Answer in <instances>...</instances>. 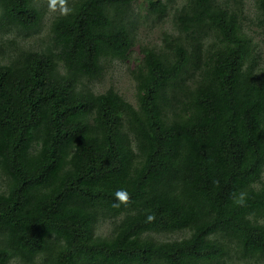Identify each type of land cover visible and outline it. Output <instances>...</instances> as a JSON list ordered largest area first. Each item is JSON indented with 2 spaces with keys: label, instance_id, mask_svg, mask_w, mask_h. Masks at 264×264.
Returning a JSON list of instances; mask_svg holds the SVG:
<instances>
[{
  "label": "trees",
  "instance_id": "16d2710c",
  "mask_svg": "<svg viewBox=\"0 0 264 264\" xmlns=\"http://www.w3.org/2000/svg\"><path fill=\"white\" fill-rule=\"evenodd\" d=\"M44 1L64 10L35 49ZM137 1L0 0L1 35L18 32L0 41V264L264 261V53L247 0H149L173 29L141 48L135 106L90 83L129 58Z\"/></svg>",
  "mask_w": 264,
  "mask_h": 264
},
{
  "label": "rangeland",
  "instance_id": "374dc122",
  "mask_svg": "<svg viewBox=\"0 0 264 264\" xmlns=\"http://www.w3.org/2000/svg\"><path fill=\"white\" fill-rule=\"evenodd\" d=\"M149 0H138L133 5V18L137 23L133 26L134 46L131 54L126 61L114 60L113 62H107V68L104 76L100 80H96L90 83L91 88L96 93H104L110 88H114L123 97H125L130 103L137 106V90L136 83L133 80L130 72L134 70L137 64L143 59L144 55L141 52L143 46L156 44L157 47L162 44V34L164 30L172 31L173 25L170 21L165 23L157 22L149 15L147 10V3ZM184 0H180L182 3ZM178 3V4H179ZM64 7L59 6L52 1H44L42 4L43 21L37 32H34L27 40L32 44L35 49H40L45 46V40L47 39L50 26L56 15L62 11ZM64 10V9H63ZM247 17L246 28L248 33L255 38L262 51L264 53V24H261L262 15L257 6L252 0H247ZM0 31V41L3 37ZM18 32L14 34H4V39L9 37H17ZM20 45L25 46L22 42ZM87 83V82H86ZM1 183V182H0ZM110 229V224H104L99 233H107ZM14 264H23L19 261H14ZM245 264V263H236ZM264 264V261L261 263Z\"/></svg>",
  "mask_w": 264,
  "mask_h": 264
},
{
  "label": "clouds",
  "instance_id": "9594fccd",
  "mask_svg": "<svg viewBox=\"0 0 264 264\" xmlns=\"http://www.w3.org/2000/svg\"><path fill=\"white\" fill-rule=\"evenodd\" d=\"M258 10H259V9H258ZM259 11H260V10H259ZM260 12H261V11H260ZM245 15H246V17H247V10H245ZM132 17H133V13H132ZM133 20H134V18H133ZM136 23H137V21H134V24H136ZM261 24L263 25L262 21H261ZM130 27H131V26H130ZM116 195H117L118 197L124 198L125 193H123L122 191H120V192H117Z\"/></svg>",
  "mask_w": 264,
  "mask_h": 264
}]
</instances>
